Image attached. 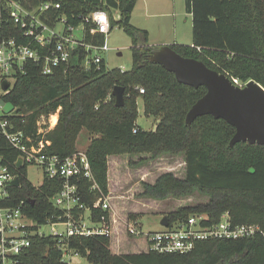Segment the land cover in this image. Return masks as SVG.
<instances>
[{"label":"trees","instance_id":"16d2710c","mask_svg":"<svg viewBox=\"0 0 264 264\" xmlns=\"http://www.w3.org/2000/svg\"><path fill=\"white\" fill-rule=\"evenodd\" d=\"M28 9L47 1L60 2L61 8H50L42 18L50 25L61 16L80 25L86 16L98 9L108 12L111 28L121 25L132 36L133 66L123 70L109 68L104 60L99 65L83 62L91 54L84 46L77 47L69 63L44 74L39 63L30 59L17 69L9 92L2 95L15 109L6 118L15 129L24 130L35 141H50V153L65 157L76 152L82 130L90 137L87 153L100 190H91L88 180H81V201L93 206L97 197L109 193L108 158L112 154H184L185 175L173 171L159 175L155 183L144 182V194L157 199L169 195L186 196L198 191L209 196L208 202L188 205L171 212L169 224L187 221L203 214L213 224L229 211L235 225L258 224L264 230V144L240 141L230 146L236 127L223 118L203 115L192 124L186 116L192 105L207 92L206 86L194 87L179 82L175 74L153 62L149 55L160 46L148 43V31L132 24L137 0H20ZM3 5V3L1 4ZM193 17V44H173L186 57L204 61L209 67L246 83L252 79L264 86V0H186ZM119 11L120 18H115ZM84 38L102 44L105 37L92 33L96 25L86 22ZM15 39L38 51H47L25 28L0 10V42ZM54 41L49 46H53ZM125 87V104L116 106L114 86ZM141 86V93L136 87ZM144 102L148 117L157 118L152 130H143L137 123L138 98ZM59 111L55 127L39 131L47 124L40 122ZM0 155L11 164L19 151L0 134ZM146 157L140 160L144 161ZM141 161H138L141 162ZM132 164H138L133 163ZM14 168V167H13ZM20 187L17 199L26 200V212L40 223L51 216H65L66 209L53 204V195L62 187V180L47 178L40 186L28 177L26 167L18 170ZM14 200V203H16ZM28 199H35L32 204ZM75 208L73 214L84 213ZM109 211L93 208L99 220ZM111 239L105 235H76L66 241L68 251L87 257L89 264H264V235L245 238H207L196 241L188 252L148 250L117 254L110 249ZM14 264H67L59 238L35 235L32 244Z\"/></svg>","mask_w":264,"mask_h":264},{"label":"built area","instance_id":"2783aa9c","mask_svg":"<svg viewBox=\"0 0 264 264\" xmlns=\"http://www.w3.org/2000/svg\"><path fill=\"white\" fill-rule=\"evenodd\" d=\"M2 6L11 19L25 28V36L34 37L41 46L47 48V51L41 52L28 45L19 44L15 39H4L0 42V100L3 99L1 96L8 93L12 87L17 69H23L28 59L39 63L44 74H50L56 68L69 63L73 51L79 46L91 51L86 59L87 66L91 62L99 65L105 60L98 51L110 48L106 36L112 28L106 10L98 9L86 16L84 22L80 24L82 36L77 38L75 31L79 25L69 23L65 16L57 19L54 25L48 24L41 16L50 8H61L60 2L47 1L30 10L20 0H0V10ZM86 22H93L96 25L91 29L92 33L104 35L105 41L102 44L85 40ZM59 23H62V26L57 29ZM53 41L54 45L50 47ZM234 80L242 84L238 79ZM4 81L10 83V87L6 90L3 88ZM136 88L141 93L145 92L141 86ZM0 107L3 110L0 115V134L19 151L14 164H11L4 155H0V264H14L16 261L14 256L21 255L29 248L35 235L58 237L64 255L69 252L66 241L72 236L100 234L111 239L118 220L113 218L110 212L109 197L105 195L97 197L92 207L86 206L81 201V180H88L91 190H100L87 153L76 151L65 157L50 153L47 149L50 141L41 139L36 142L35 138L24 130L15 129L13 121L4 117L7 113L4 112L1 103ZM19 159H22L20 166L17 165ZM31 166L39 169L42 175V182L36 186L43 184L47 178L62 180V187L53 195L52 201L56 207L66 209L64 217L53 215L46 222L40 223L26 212V200H18L15 197V190L21 185V182L18 186L13 184L14 180L19 178L17 169L26 167L29 171ZM28 201L30 202V199ZM77 207L85 209V212L79 215L73 214V209ZM93 208L107 210L109 215L102 214L99 220H95L92 216ZM206 220L205 215L195 214L187 221L163 225L162 230L150 231L146 233L148 249L184 253L193 250L196 241L200 239L245 238L255 236L257 233L264 235V230L258 224L235 225L229 211L223 213L216 223L208 224ZM124 223L123 228L126 233L130 235L143 233L138 221L131 223L126 219ZM47 225L50 226L48 232L43 229V226Z\"/></svg>","mask_w":264,"mask_h":264},{"label":"rangeland","instance_id":"374dc122","mask_svg":"<svg viewBox=\"0 0 264 264\" xmlns=\"http://www.w3.org/2000/svg\"><path fill=\"white\" fill-rule=\"evenodd\" d=\"M115 18H120L119 11L115 12ZM132 23L148 31V43L155 47L171 44L175 42V38H178L179 42H188V44H191V40L193 41V17L187 10L186 0H137V5L132 14ZM61 26L62 23H59L57 29L61 28ZM75 35L77 38H81V25L76 29ZM106 41L110 48L108 50L100 49L98 52L103 55L107 67H120L123 70L131 69L133 66V39L125 28L121 25H115L106 36ZM86 59L83 64L85 67H88ZM138 110V125L143 130L154 129L157 118L154 116L148 117L145 114L144 102L141 97L138 98ZM2 113L3 110L0 107V115ZM54 115L57 117L56 123L53 121ZM59 117L58 111L47 119L43 118L40 124L45 123L47 126L41 127V130L55 127L59 121ZM94 136V133L83 129L76 142V150L85 151L90 143V137ZM117 156L113 160L112 158H108V180H111H109V193L105 196L109 197L112 209H110V212L111 214L115 212L118 215L117 220H121L123 225H125L126 219L131 223L138 221L143 233L130 235L126 232L124 234L123 231L120 237H112L110 243L112 252L122 254L146 248V233L164 229L161 220L165 215H169L180 207L198 205L209 200V196L198 191L186 196L169 195L164 199H157L144 194V182L146 181L142 180L144 179L142 175L145 174H143V171L139 172L138 168L145 167L148 170V173H146L148 174L147 178L154 177L152 174L155 172L156 175H160L169 171L168 169H171L174 161L178 159L176 156H171L170 159L167 158V155L150 158L149 154L144 161L140 160L142 157L138 154H122ZM138 161L141 162L138 163ZM131 162L138 164L135 165ZM176 166L177 170L174 173L178 174L177 176L179 177L184 176L185 170L178 169L180 167L178 164ZM28 177L35 185H39L42 182L40 170L34 169L32 166L29 167ZM43 229L48 232L50 226H43ZM134 239L135 243H133ZM114 244L115 246L113 247ZM63 259L67 264H89L87 257L78 255L74 251L66 253Z\"/></svg>","mask_w":264,"mask_h":264},{"label":"water","instance_id":"95a60500","mask_svg":"<svg viewBox=\"0 0 264 264\" xmlns=\"http://www.w3.org/2000/svg\"><path fill=\"white\" fill-rule=\"evenodd\" d=\"M149 59L173 72L183 84L207 87L206 94L189 109L187 124H192L200 116L213 115L236 127L230 146L240 141L264 144V86L258 81L252 79L238 84L229 75L209 67L204 61L182 55L171 44H164L155 49ZM9 87L10 83L4 81V90ZM125 91L122 85L114 86L112 94L115 96L116 106L125 104ZM0 103L7 114L15 109L11 101L1 99ZM21 163L22 159H19L17 165L20 166ZM19 183V178L13 182L15 186ZM30 202L34 204L35 199H30ZM161 224L169 225L168 215L162 218Z\"/></svg>","mask_w":264,"mask_h":264},{"label":"crops","instance_id":"0c3cea01","mask_svg":"<svg viewBox=\"0 0 264 264\" xmlns=\"http://www.w3.org/2000/svg\"><path fill=\"white\" fill-rule=\"evenodd\" d=\"M147 3V2H146ZM136 5H137V3H136ZM136 7V6H135ZM134 10H135V8H134ZM134 12V11H133ZM133 14V13H132ZM131 22H132V19H131ZM133 24V23H132ZM134 25V24H133ZM140 28V27H139ZM141 29H143V28H141ZM149 36V35H148ZM149 39V38H148ZM174 41L175 42H173V43H171V45H173V44H188V42L187 43H184V42H179L178 41V38H175L174 39ZM192 41V40H191ZM190 41V43L191 44H193V41L191 42ZM138 155H140L141 157H148L149 156V154H147V153H145V154H138ZM168 156L167 158L168 159H170V157L171 156H176L178 159L177 160H175L174 161V165H172V168L171 169H168L169 171H176L177 169V164L178 165H180V167L178 168V169H180V170H182V171H184L185 169H186V161H185V157H184V154L183 153H181V154H175V155H173V154H169V153H166V154H163L162 156ZM115 157H118L117 155H111L109 158H112V160L115 158ZM111 162V161H110ZM114 165V164H113ZM176 166V167H175ZM138 171L140 172V171H143L144 173L143 174H145V175H142V178H144V179H142V180H144V181H146V182H149V183H155L156 182V180H157V178L159 177V175H156V172L155 173H153L152 174V176L154 175V177H149V178H147L148 177V174H146V173H148V170H146V168L145 167H140V168H138ZM161 175V174H160ZM178 175V174H177ZM145 176V177H144ZM151 176V175H150ZM109 180H111V179H109ZM112 210V209H111ZM112 217L113 218H117L118 217V215L114 212V213H112ZM125 220V219H124ZM123 223H122V221L120 220H118V223H116V227H115V231H114V235H113V237L114 236H117V237H120V234H122V232L124 231V228H123ZM124 234H126L125 233V231L123 232ZM146 239V238H145ZM136 241H135V239H134V242L133 243H135ZM145 245H146V248H142L141 250L140 249H136V250H134V251H132V252H142V251H148L149 249H148V242H147V240H145ZM115 246V244L113 245V247ZM119 246V245H118ZM114 253H116V252H114ZM117 254H121V253H117Z\"/></svg>","mask_w":264,"mask_h":264},{"label":"bare ground","instance_id":"6f19581e","mask_svg":"<svg viewBox=\"0 0 264 264\" xmlns=\"http://www.w3.org/2000/svg\"><path fill=\"white\" fill-rule=\"evenodd\" d=\"M53 121H54V123L57 122V117H56V115H54V117H53Z\"/></svg>","mask_w":264,"mask_h":264}]
</instances>
